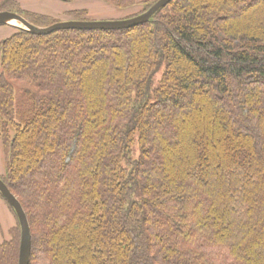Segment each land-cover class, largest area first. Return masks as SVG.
Segmentation results:
<instances>
[{
  "label": "trees",
  "instance_id": "1",
  "mask_svg": "<svg viewBox=\"0 0 264 264\" xmlns=\"http://www.w3.org/2000/svg\"><path fill=\"white\" fill-rule=\"evenodd\" d=\"M1 11L57 22L19 0ZM0 141L29 264H264V0H171L123 29L16 27L0 42ZM4 201L0 264H18Z\"/></svg>",
  "mask_w": 264,
  "mask_h": 264
},
{
  "label": "water",
  "instance_id": "2",
  "mask_svg": "<svg viewBox=\"0 0 264 264\" xmlns=\"http://www.w3.org/2000/svg\"><path fill=\"white\" fill-rule=\"evenodd\" d=\"M171 0H156L153 4L144 12L135 15L133 17L119 19V20H101V21H81V20H68L59 21L50 24L45 27L36 26L30 23L22 15L10 12H0V25L11 24L18 28L26 29L34 34H48L60 29H123L136 26L147 22L151 16L157 12L160 8L167 5ZM12 21L19 23H13ZM0 194L8 202V204L14 209L20 226V241L18 251V264H29L31 253V233L28 223V219L24 209L22 208L18 199L9 190L6 184L0 179Z\"/></svg>",
  "mask_w": 264,
  "mask_h": 264
},
{
  "label": "rangeland",
  "instance_id": "3",
  "mask_svg": "<svg viewBox=\"0 0 264 264\" xmlns=\"http://www.w3.org/2000/svg\"><path fill=\"white\" fill-rule=\"evenodd\" d=\"M147 1L154 2L156 0H147ZM28 3L30 6L35 7L37 9L43 8L45 12L52 11L51 13H55L58 11V15L53 17L54 19L57 20V22L68 21V20L101 21V20L125 19V18H129L128 16L131 15L133 9H136L137 6H139L140 4H142L141 8L136 9V11H138L137 12L138 14H140L139 12L142 10V7H144L143 2H139V0L138 1L136 0V3L134 5L136 7H126V8L115 7L114 5L109 4L103 0H71V1L28 0ZM71 9H84L85 14H83L79 18H74L73 16H70L67 13H65L66 11L71 10ZM16 24L19 25V23H16ZM6 26L8 25H5V24L0 25V27H6ZM15 30L16 28H14L12 32L5 34L3 36L4 37L3 39L9 37L12 33H14ZM159 76H160V72L159 73L157 72L155 75V79H158ZM0 145L2 146V143ZM2 152H3V147H2ZM4 170H5V162H4V158L2 157V153L0 149V174L4 173ZM6 212L10 213L13 216L15 220V225H16V219L13 213L10 211L4 199L0 196V242L5 238L10 237L9 231L15 226L14 225L9 230L6 229L7 222L6 220H4L6 218Z\"/></svg>",
  "mask_w": 264,
  "mask_h": 264
},
{
  "label": "crops",
  "instance_id": "4",
  "mask_svg": "<svg viewBox=\"0 0 264 264\" xmlns=\"http://www.w3.org/2000/svg\"><path fill=\"white\" fill-rule=\"evenodd\" d=\"M145 1H147V0H144V1L143 0H139V2H145ZM19 3H20V6H21V8L23 10L32 11V12H36V13H41L43 15H47V16H50V17H55L56 15H58V11L55 12V13H51L52 11H46L45 12L43 8L42 9L41 8L40 9H37L35 7H32V6L29 5L28 0H19ZM134 5H132L130 7H136ZM141 5L142 4H140L139 6H137L136 9L141 8ZM136 9H133L131 15H134V14H136L138 12V11H136ZM71 10H75V9H71ZM71 10H68L65 13H67V12H69ZM61 15H63V14H61ZM131 15H129L128 17H130ZM5 25H8V26H6V27H0V41H2V39L4 38L3 36L5 34L12 32L14 30V28H16V26L11 25V24H5ZM0 149H1L2 157L4 158V154L2 152V146L1 145H0ZM2 174L3 173H1L0 175H2ZM4 220H6V222H7V224H6V229L7 230H9L11 227H13L15 225V220H14L13 216L10 213H7L6 212V218Z\"/></svg>",
  "mask_w": 264,
  "mask_h": 264
},
{
  "label": "bare ground",
  "instance_id": "5",
  "mask_svg": "<svg viewBox=\"0 0 264 264\" xmlns=\"http://www.w3.org/2000/svg\"><path fill=\"white\" fill-rule=\"evenodd\" d=\"M13 23H16V22H14V21H12Z\"/></svg>",
  "mask_w": 264,
  "mask_h": 264
}]
</instances>
